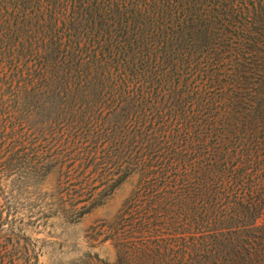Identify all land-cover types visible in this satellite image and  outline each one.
I'll use <instances>...</instances> for the list:
<instances>
[{
  "label": "trees",
  "instance_id": "trees-1",
  "mask_svg": "<svg viewBox=\"0 0 264 264\" xmlns=\"http://www.w3.org/2000/svg\"><path fill=\"white\" fill-rule=\"evenodd\" d=\"M263 1L254 0L249 8L236 5V0H0V28L11 27L10 18L22 16L29 33L28 62L12 68L9 76L10 60L1 53L0 163L10 170L12 163L28 156L60 161L67 168L63 184L74 185L59 192L56 215L77 220L135 180L116 219L105 229L116 259L102 264H264V159L251 156L253 151L264 154V135L252 150L232 139L237 135V106L243 102L234 93L219 92L218 97L211 92L212 84L221 83L222 73L199 70L206 78L204 89L198 85L187 101L174 81L180 77L178 65L192 66L187 61L189 36L209 42L214 25L208 21L210 12L244 14L253 9L255 19ZM204 17L207 23L197 29ZM60 26H98L106 34L103 44L97 42L91 50L78 48L76 54L68 48L70 55H85L86 74L78 76L73 90L68 81L62 87L63 96L79 100L89 95L88 90L107 89L110 107L133 115L131 127L107 137L102 149L95 142L80 150L79 144L74 147L75 139L67 137L59 150H40L44 133L36 127L19 129L18 112L9 109L19 97L36 92L33 102L58 81L49 70L63 54ZM228 51L232 50L217 49L215 62L225 61ZM163 65L170 69L160 70ZM6 94L11 96L6 99ZM188 101L195 110L186 109ZM220 123L224 136L218 142ZM85 163L95 171L87 172ZM14 177L0 172V198ZM10 193L9 200H14L15 190Z\"/></svg>",
  "mask_w": 264,
  "mask_h": 264
},
{
  "label": "rangeland",
  "instance_id": "rangeland-1",
  "mask_svg": "<svg viewBox=\"0 0 264 264\" xmlns=\"http://www.w3.org/2000/svg\"><path fill=\"white\" fill-rule=\"evenodd\" d=\"M253 1L236 0L235 3L252 8ZM214 8L213 5L210 10L214 11ZM257 8L255 19L253 9L244 14L226 13L221 9L210 12L212 18L208 21H213L214 25L213 31L208 34L209 42L206 43L205 38L199 39L194 34L189 36L186 45L187 61L192 66L178 65L180 77H174L177 91L182 97L186 94V98L188 94H193L198 85L203 88L205 84L206 78L199 75V70L203 71L205 68L206 72L222 73L219 79L221 83L212 84L211 92L218 97L221 92L239 96L243 103L237 106V110H240L235 119V122L238 120L235 130L237 135L235 138L232 136V139L237 142H240V139L243 146L251 150L256 143L262 142L264 137V1ZM10 21L11 27L0 28V62L3 61L1 53L5 54V61L10 60L6 67L7 76L12 68L17 65L23 67L28 62L26 47L29 33L22 26L23 17L15 15ZM201 23L197 29H202L203 24L207 23L205 17ZM58 31L65 40L61 47L63 54L55 58L54 66L52 64V69L49 70L58 81L52 88H46L39 93L33 102L32 98L36 92L31 97H19L10 104L9 109L18 112L16 125L19 129L36 127L37 131L44 133L40 150H43V147L49 152L59 150V145L66 141L67 137H73L74 147L79 144L80 150L92 148L95 142L102 149L106 145L107 137H117L120 130L122 132V129L131 127L134 122L133 115L127 110L111 108L107 103V89H94L92 92L88 90L89 95L79 100V97L72 99L63 96L62 87L67 85L68 81L73 90L75 85H78L75 82L78 76L82 78L86 74L82 67L86 58L85 55H76L78 48L91 50L92 46H98L97 42L103 44L102 37L105 32L98 26L78 27L77 30H66L60 26ZM223 34L225 37L219 39ZM104 36L106 38V34ZM76 38L79 39L76 41ZM115 39L120 41L121 37L116 34ZM84 44L88 48L83 47ZM70 47L72 50L76 49V54L70 55ZM220 47L232 50L228 51L229 56H226L222 63L215 62L213 58V53L221 49ZM251 54L257 55L256 59H253ZM208 56L212 58L208 59ZM11 59H14V62ZM67 65L70 66L69 72ZM161 69L166 71L170 68L163 65ZM59 81L64 82L61 87H58ZM10 96L11 94H6V99ZM189 103L190 101L186 109L195 110L196 106H189ZM222 107L224 108V105L220 106L223 110ZM217 127L219 142L224 136V126L220 123ZM208 138L213 143L216 140L211 138V135H208ZM251 156L254 160L260 159L261 156L264 159L261 152L253 151ZM4 163H0V172L7 171L17 177L13 178L14 183L5 186L7 189L4 188L5 193L0 198V264L114 263L116 252L111 242L106 241L105 229L116 219L135 186V180L121 186L103 207L77 220L56 215V199L59 192L74 185L73 182L63 184V174L67 168L61 166L60 161L51 162L45 161L43 157L28 156L26 161L12 163L10 170ZM84 167L87 172L93 169L95 171L94 166L88 163H85ZM33 172H36L35 178L28 179ZM71 174L77 172L73 171ZM44 176L49 177L45 179ZM12 190H15L16 198L9 200Z\"/></svg>",
  "mask_w": 264,
  "mask_h": 264
}]
</instances>
